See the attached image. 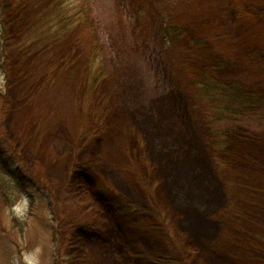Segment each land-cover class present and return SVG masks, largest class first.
Wrapping results in <instances>:
<instances>
[{
	"label": "rangeland",
	"instance_id": "obj_1",
	"mask_svg": "<svg viewBox=\"0 0 264 264\" xmlns=\"http://www.w3.org/2000/svg\"><path fill=\"white\" fill-rule=\"evenodd\" d=\"M50 1L0 0L13 43ZM227 1L58 0L68 35L0 62V140L33 186L0 193V264H62L74 237L83 264H264V121L199 99L264 98V0Z\"/></svg>",
	"mask_w": 264,
	"mask_h": 264
},
{
	"label": "trees",
	"instance_id": "obj_2",
	"mask_svg": "<svg viewBox=\"0 0 264 264\" xmlns=\"http://www.w3.org/2000/svg\"><path fill=\"white\" fill-rule=\"evenodd\" d=\"M39 1V2H38ZM18 2L24 6L30 5V3L37 2L34 5L44 3V0H18ZM58 0H51L45 8L43 7L41 13L36 16L34 21L30 24L28 30L23 32L20 36L18 42L13 43L6 33L7 26L9 22L2 19L0 16V62L4 60L6 63L9 52L14 48H20L24 50L26 47L34 49L47 50L52 48V46L63 40L65 36L68 35V21L59 23L56 18L54 19V12H56V5ZM227 4V5H226ZM227 8V14L236 16L235 19H239L240 10H238L232 1H227L224 4ZM53 10V12H50ZM263 10V9H262ZM59 15V14H58ZM57 15V16H58ZM48 17H51L49 19ZM62 19V17H60ZM232 21L233 18H230ZM63 20V19H62ZM86 20V18H83ZM235 27L238 26L237 23H233ZM231 23V25H233ZM57 26L56 29L55 26ZM30 40V41H29ZM29 41V42H28ZM195 45L204 44V40H195L193 42ZM251 50V55H258L259 47L258 44L254 42ZM221 61V60H220ZM230 60H223L219 64L227 65ZM218 64V65H219ZM97 80L101 77V72L97 73ZM94 80V81H97ZM200 82V81H199ZM205 90L203 94H199V99L203 101H209L211 104L215 105L212 108L219 109L221 113V118L225 119L232 126L240 127L246 121H251L253 123H263L264 121V98L255 92L248 91L240 83H219L211 79H207L204 82ZM264 134V133H261ZM19 160H16L15 153L11 147V144L1 142L0 140V193H2L6 199L9 196L10 184L15 187L20 193L25 195H31V186H26L27 173L21 168ZM8 182H7V181ZM10 181V182H9ZM108 208L112 206L108 205ZM76 231H80L82 236L90 235L92 229L90 226H83L80 228H75ZM73 251L67 260H63L62 264H83L82 259L85 256V250L80 237H74L70 240ZM60 264V263H59Z\"/></svg>",
	"mask_w": 264,
	"mask_h": 264
}]
</instances>
